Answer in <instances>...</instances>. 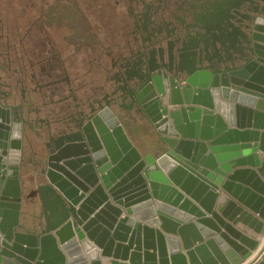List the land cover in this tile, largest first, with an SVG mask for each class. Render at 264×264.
I'll use <instances>...</instances> for the list:
<instances>
[{
  "label": "water",
  "instance_id": "1",
  "mask_svg": "<svg viewBox=\"0 0 264 264\" xmlns=\"http://www.w3.org/2000/svg\"><path fill=\"white\" fill-rule=\"evenodd\" d=\"M211 20H199L198 43L181 35L178 61L171 43L147 50L142 39L109 79L115 106L153 131L149 151L106 102L56 142L26 207L20 134L0 114V264H242L252 255L264 236V0L216 20L208 38ZM248 264H264V243Z\"/></svg>",
  "mask_w": 264,
  "mask_h": 264
},
{
  "label": "flooded vegetation",
  "instance_id": "2",
  "mask_svg": "<svg viewBox=\"0 0 264 264\" xmlns=\"http://www.w3.org/2000/svg\"><path fill=\"white\" fill-rule=\"evenodd\" d=\"M249 2L259 0H0V114L20 134L23 201L44 185L45 158L56 142L81 133L106 102L122 125L151 129L133 109L115 106L109 82L141 51L142 39L147 50L171 43L178 61L184 32L197 42L199 20L212 17L205 23L210 38L216 20L244 14ZM157 71L183 82L178 70Z\"/></svg>",
  "mask_w": 264,
  "mask_h": 264
},
{
  "label": "rangeland",
  "instance_id": "3",
  "mask_svg": "<svg viewBox=\"0 0 264 264\" xmlns=\"http://www.w3.org/2000/svg\"><path fill=\"white\" fill-rule=\"evenodd\" d=\"M74 22H72L73 24ZM75 27V26H74ZM124 127V130H125V133L127 135V137L129 138V140L135 144L136 146H141L143 145H150V142H151V135L148 131V129L142 127V126H133V125H123ZM33 192H29V193H26L25 195V199H24V206L26 207V205L28 206V201L30 200V196H33L32 195Z\"/></svg>",
  "mask_w": 264,
  "mask_h": 264
},
{
  "label": "crops",
  "instance_id": "4",
  "mask_svg": "<svg viewBox=\"0 0 264 264\" xmlns=\"http://www.w3.org/2000/svg\"><path fill=\"white\" fill-rule=\"evenodd\" d=\"M245 121H246V120H245ZM148 131H149L151 137H154V136H155L154 133H153V131H152L151 129H148ZM259 131H261V130H259ZM134 145H135V144H134ZM135 147H136L140 152H142V153H147V152L149 151V149H150V147H148V145H147V146L144 145V143H143V145H141V146H136V145H135ZM252 151H253V150H250L249 153H251ZM263 243H264V236H263L262 240L259 242V245L257 246V249H255V250L252 252V255H251L247 260H245L242 264H248V263H250V262L254 259V257L256 256V254H257V253L260 251V249L262 248Z\"/></svg>",
  "mask_w": 264,
  "mask_h": 264
},
{
  "label": "bare ground",
  "instance_id": "5",
  "mask_svg": "<svg viewBox=\"0 0 264 264\" xmlns=\"http://www.w3.org/2000/svg\"><path fill=\"white\" fill-rule=\"evenodd\" d=\"M9 126V125H8Z\"/></svg>",
  "mask_w": 264,
  "mask_h": 264
}]
</instances>
